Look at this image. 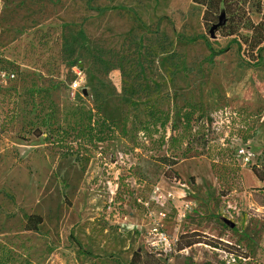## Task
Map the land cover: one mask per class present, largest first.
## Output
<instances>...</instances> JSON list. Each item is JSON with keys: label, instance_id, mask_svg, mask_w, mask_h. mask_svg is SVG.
Masks as SVG:
<instances>
[{"label": "rangeland", "instance_id": "1", "mask_svg": "<svg viewBox=\"0 0 264 264\" xmlns=\"http://www.w3.org/2000/svg\"><path fill=\"white\" fill-rule=\"evenodd\" d=\"M257 1L0 0V264H264Z\"/></svg>", "mask_w": 264, "mask_h": 264}, {"label": "trees", "instance_id": "2", "mask_svg": "<svg viewBox=\"0 0 264 264\" xmlns=\"http://www.w3.org/2000/svg\"><path fill=\"white\" fill-rule=\"evenodd\" d=\"M195 3L202 5L206 8V10L208 9H214L215 11H218L219 9H221V7L224 9V12L221 13V15L218 17V23L217 25L214 26H218V27H222L225 24V14L226 13H231L232 12V6H236L238 4L239 1H242L243 3H245L248 0H193ZM256 12L258 14L261 15V19L260 22L258 24H254L249 18H246L245 20L248 21V29L251 30L252 34H253V39H256L253 41V47L257 46L259 47L260 45L264 44V0H259L256 2ZM222 18V23L219 25L220 19ZM233 18V21L235 20L236 23L238 25H243L242 27H244V23L242 22V18L241 17H231ZM236 32V30H232L231 32L227 33V35H233ZM207 47L208 50L210 51V58H214L217 57L221 54H224L227 51V48L219 50V51H214L211 46L207 43ZM259 50H264V47H261ZM177 163H171V167L176 165ZM214 163H212V169L214 170ZM167 165V164H165ZM251 171L253 172V174L256 176V178L259 181H264V175L258 174L257 170L255 167L251 168ZM173 172V171H171ZM174 178H176L175 176H178L176 172H173ZM216 180L220 182V178L219 176H215ZM179 178V177H178ZM222 190H221V194H222ZM42 222L41 217L39 216H27V224L28 226H31L30 230H36L37 226L40 225Z\"/></svg>", "mask_w": 264, "mask_h": 264}, {"label": "water", "instance_id": "3", "mask_svg": "<svg viewBox=\"0 0 264 264\" xmlns=\"http://www.w3.org/2000/svg\"><path fill=\"white\" fill-rule=\"evenodd\" d=\"M221 23H222V18L220 19L219 25H220ZM216 27H217V26H214L213 28H211V30H210L211 37H213V30H214ZM229 225H230L231 228H233V226H234L232 223H230Z\"/></svg>", "mask_w": 264, "mask_h": 264}]
</instances>
